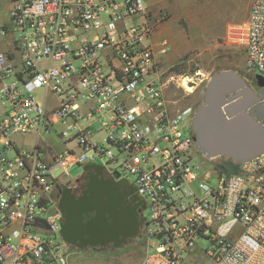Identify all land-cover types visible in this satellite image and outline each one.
Segmentation results:
<instances>
[{"label":"built area","instance_id":"built-area-1","mask_svg":"<svg viewBox=\"0 0 264 264\" xmlns=\"http://www.w3.org/2000/svg\"><path fill=\"white\" fill-rule=\"evenodd\" d=\"M166 18L145 0H11L0 26V264H70L55 190L75 181L76 164L103 165L145 200L139 264H264V151L234 160L232 174L197 146L198 107L176 108L161 80L170 44L154 35ZM225 40L264 77V0Z\"/></svg>","mask_w":264,"mask_h":264},{"label":"water","instance_id":"water-1","mask_svg":"<svg viewBox=\"0 0 264 264\" xmlns=\"http://www.w3.org/2000/svg\"><path fill=\"white\" fill-rule=\"evenodd\" d=\"M254 80L259 88L257 93L247 86L244 70L215 74L203 93V103L198 106L193 121L197 146L210 156L225 154L229 157L217 164V169L224 173L238 172L239 166L234 160L246 161L264 151V106L258 104L259 95L264 97V77L257 74ZM88 167L104 168L100 164H87L84 171ZM114 179L91 182L88 196L67 197L62 223V235L67 243L74 245L79 236L87 233L92 246L110 239L118 244L136 234L135 206L129 203L128 192L120 191L117 186H131V183ZM84 213H92L88 222L83 220ZM119 236H122L120 240Z\"/></svg>","mask_w":264,"mask_h":264},{"label":"rangeland","instance_id":"rangeland-1","mask_svg":"<svg viewBox=\"0 0 264 264\" xmlns=\"http://www.w3.org/2000/svg\"><path fill=\"white\" fill-rule=\"evenodd\" d=\"M247 1L237 0V3L234 4L241 7L242 5H246ZM251 1L249 2V6ZM10 6L11 0H0V26L4 23H9ZM165 13L167 14L166 19H168L169 15L167 12ZM234 16L230 10L229 3H226L217 10V39L215 40L217 47L211 49L201 47L202 44L200 43L195 47H189V42L195 41V37L197 36L189 31L186 19L178 21V19L173 18L169 21L167 34H164V38H167L170 45L172 44V49L166 56L162 57L160 72L161 80L167 84V97L178 101V104L175 105L176 108L188 104L198 107L203 91L216 72L244 70V78L251 85L249 77L252 71L246 66L244 49L227 42L225 40L226 33L219 34L226 24V29H228L230 24L236 22L234 21ZM180 30L181 32H179ZM175 37L176 42L174 41ZM2 41L4 40L0 36V48L4 45ZM183 76H191L193 78V85L190 86L192 91H187L182 86ZM44 93L45 90L41 89L37 90L35 95L42 97ZM187 93L189 94L187 95ZM186 95L187 98L185 97ZM100 127L101 122L97 121L93 124L94 131H97ZM186 132L189 133L190 130L186 129ZM47 137L51 138V135H47ZM17 140L19 142L32 141L30 137H17ZM54 147L57 151L62 150V145L58 143ZM197 162L201 163L204 170H213V165L207 160L198 159ZM97 163H100V161L98 160ZM112 167L115 166L113 165ZM62 171L59 168L55 173L60 174ZM83 173L84 166L76 164L69 168V175L66 176V180L74 181ZM118 210L122 212V208ZM145 232L146 229L144 228L141 235L121 247L77 249L66 245L68 260L70 264H139L146 254L148 237L144 235ZM121 238L122 236H119L118 240Z\"/></svg>","mask_w":264,"mask_h":264},{"label":"crops","instance_id":"crops-1","mask_svg":"<svg viewBox=\"0 0 264 264\" xmlns=\"http://www.w3.org/2000/svg\"><path fill=\"white\" fill-rule=\"evenodd\" d=\"M145 1L149 7L150 12L157 14L161 11L166 10L164 12H167L169 15L168 19H166L157 29L154 35L155 41L157 42L160 41L162 38H164V34H167L166 33L168 29L167 25L169 24L170 20H172L173 18L178 19V21L180 19H186L189 31L197 36L195 37V41L193 40V42H189V47H195L197 46L198 43H200L202 44L201 47L206 49L217 47V43L215 42V40L217 39V10L223 7V5H225L226 3H229L230 10L235 15L234 21H236L235 23H237V22H241L242 19L244 20L247 17L249 11V2H250V0H248L246 5H242L241 7H239L237 6V4L236 5L234 4L237 3V0H145ZM226 27L227 24L219 34L222 33L227 34L229 28L226 29ZM179 32H181V30ZM174 41L176 42V37L174 38ZM171 46L172 44L170 45L169 51L172 49ZM168 52L159 55L160 64L162 63V59H163L162 57L166 56ZM215 74H217V72ZM210 81L208 82L205 90L207 89ZM205 90L203 91V93L205 92ZM203 93H202V99L200 105L203 103ZM134 239H136V237H134L132 240ZM126 240L124 242H119L118 244L115 243L114 247L123 246V244L126 243Z\"/></svg>","mask_w":264,"mask_h":264},{"label":"flooded vegetation","instance_id":"flooded-vegetation-1","mask_svg":"<svg viewBox=\"0 0 264 264\" xmlns=\"http://www.w3.org/2000/svg\"><path fill=\"white\" fill-rule=\"evenodd\" d=\"M200 74V73H199ZM249 81L251 82V85L248 84L246 81V84L249 88H252L256 93L258 92V87L255 84V80L252 77H249ZM260 106H264V98L259 95V102ZM256 104V103H255ZM255 104H252L251 106H255ZM258 111V109H255ZM195 134V131H193ZM198 158L202 160H207L213 165V162L209 159L208 156L202 155L201 153H198ZM229 159V157L225 154H219L217 155V164L221 163L224 160ZM114 181L115 179L107 172L105 168H96V167H88L87 170L84 171V173L78 177L73 183L66 185V186H58L55 190V196L58 199V204L62 212V219L64 221V203L68 196H71L74 199H79L85 196L89 195V184L93 181ZM119 186L120 191L128 192L127 199L131 205L134 204L135 206V213L137 214V221H138V230L134 237H138L141 233V230L146 223V220L148 218V211H147V205L145 200L137 193L135 185L131 184L129 185H117ZM133 201V202H132ZM132 202V203H131ZM92 213H84V222H88L91 218ZM62 221V223H63ZM80 238H77L74 245L69 244L70 246L77 248V249H89V248H104V247H114L115 242L113 240H108L102 245L98 246H92L89 244V234H84L79 236ZM134 237H128L126 240V243H129L132 241ZM123 244V245H125Z\"/></svg>","mask_w":264,"mask_h":264},{"label":"bare ground","instance_id":"bare-ground-1","mask_svg":"<svg viewBox=\"0 0 264 264\" xmlns=\"http://www.w3.org/2000/svg\"><path fill=\"white\" fill-rule=\"evenodd\" d=\"M191 78H192L191 76H183V80H182V86H184L185 89H187L189 91L192 90V88L190 87V82H189V81L193 82V80H192L193 78L192 79Z\"/></svg>","mask_w":264,"mask_h":264}]
</instances>
